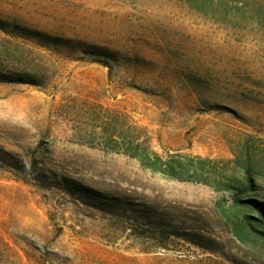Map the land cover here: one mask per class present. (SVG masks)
<instances>
[{"label":"rangeland","instance_id":"374dc122","mask_svg":"<svg viewBox=\"0 0 264 264\" xmlns=\"http://www.w3.org/2000/svg\"><path fill=\"white\" fill-rule=\"evenodd\" d=\"M222 1L206 14L182 0H0L1 19L70 40L20 39L15 67L43 84L0 81V264H264V241L222 214L233 195L105 143L128 129L216 175L248 147L251 196H264V0Z\"/></svg>","mask_w":264,"mask_h":264},{"label":"trees","instance_id":"16d2710c","mask_svg":"<svg viewBox=\"0 0 264 264\" xmlns=\"http://www.w3.org/2000/svg\"><path fill=\"white\" fill-rule=\"evenodd\" d=\"M198 11L208 13L207 8L210 3L214 8L221 7L222 0H182ZM4 34V36H1ZM29 41L44 49L59 48L62 43H68L70 40L55 37L48 33L35 31L14 22H8L0 18V81L1 82H19L41 85L43 81L39 76L28 74L18 70L15 67L12 56L18 49L19 41ZM6 56L10 61L12 68L4 65L3 57ZM136 130V127L132 128ZM114 150H121L126 155L136 158L142 167L152 172L160 173L166 177L178 180L194 181L209 184L217 190L227 192L233 195V203L228 208L222 209L224 218L231 224V229L242 237H255L264 241V196L257 193L258 177L254 174V159L252 152L248 147L244 149V156L234 153L232 159L224 160L223 163H231V166H223V173L219 175L212 174L206 164L213 163L212 160L201 158L199 156H185L181 154H170L164 159L159 153L151 151L145 141H138L136 136H132V131L122 129L112 132L108 140H105ZM247 198H244L246 197ZM239 209H250L255 213L257 219L255 222L250 220L247 213L243 218L236 220L235 212Z\"/></svg>","mask_w":264,"mask_h":264}]
</instances>
